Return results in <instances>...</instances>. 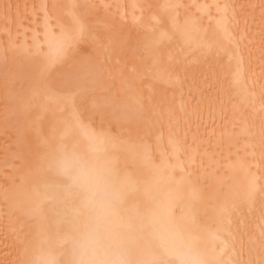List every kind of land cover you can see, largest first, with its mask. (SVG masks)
Segmentation results:
<instances>
[{"label":"snow or ice","instance_id":"6c2138e0","mask_svg":"<svg viewBox=\"0 0 264 264\" xmlns=\"http://www.w3.org/2000/svg\"><path fill=\"white\" fill-rule=\"evenodd\" d=\"M59 7H71L70 19H57L54 23L48 5H41L43 21L32 29L31 43L27 39L13 43L2 53L5 69L11 66L19 84L18 90L5 97L6 105L11 104L12 108L6 107L4 116L0 169L5 216L20 244L18 264H264V184L258 186L255 177L237 196L225 194L228 177L219 178L215 200L209 201L218 205L215 212L219 226L209 236L203 227L208 210L195 185L186 188L174 183L168 166L157 165L149 151H136L133 155L130 150L124 156L110 152L117 141L136 145L151 139L153 122L140 120L146 113L167 116L187 144V133L179 125L181 121L186 128L190 124L189 113L184 111L188 105H181L184 115L177 116L171 105L166 106V99L158 100L154 93L158 83L154 74L163 67L157 49L165 40L173 39L166 29L169 21L176 26L179 9L184 5L133 6L149 11L160 7L169 13L159 19L152 13L150 23L141 26L135 35L117 25L115 17L103 21L102 27L94 23L99 17L95 4L52 5L53 9ZM121 7L117 5V11ZM191 7H215L223 13V27L232 45L230 63L218 64L212 70L204 67L207 57L197 61L185 58L163 67V77L182 98L190 97L196 109L207 100L211 110L213 100L206 93L215 90V99L220 100L227 91L221 86L220 73L224 72L227 78L232 59L238 66L243 64L244 51L253 42L250 36L264 37V24L257 25L254 15L259 7L264 17V4ZM12 8L11 3L0 5L6 32L10 31L7 24ZM244 9L253 14L241 21ZM257 27L260 32L253 31ZM24 31L27 35L28 29ZM202 47L210 52L213 43ZM101 51L105 63L114 60L117 65L132 64L134 79L126 84L139 93L134 106L117 109L133 123L127 133L115 136L107 127L110 110L97 106L95 89L90 86ZM145 54L151 64L142 59ZM248 54L251 56V51ZM261 55L264 57V53ZM260 67L264 69V59ZM238 75L234 81H238ZM261 96L264 97V89ZM69 108L71 114L65 115ZM260 111L264 112V102ZM191 116L203 118L202 111H193ZM232 123L235 125V121ZM235 133V126L231 134L221 131L216 149L226 147L231 154L233 140L239 142ZM241 134L245 139L257 138L254 127L250 129L246 122ZM215 136L214 130L207 142L209 146ZM197 139L198 136L192 137L193 144ZM259 141L245 145V150L251 147V159L264 161V117ZM160 156L163 158L164 154ZM137 160L140 163L135 165ZM228 167L245 166L237 161ZM257 199L262 202L260 223L256 236H248L245 248L246 228ZM225 254L227 260L222 258Z\"/></svg>","mask_w":264,"mask_h":264},{"label":"bare ground","instance_id":"6f19581e","mask_svg":"<svg viewBox=\"0 0 264 264\" xmlns=\"http://www.w3.org/2000/svg\"><path fill=\"white\" fill-rule=\"evenodd\" d=\"M11 3L13 5L12 15L6 32V21L0 10V169L3 167V125L6 107L11 110L12 105H6L5 97L9 92H15L19 88L18 76L14 75L11 66L5 69L2 59L3 49L11 44H20L25 39L31 43L32 29L36 25L42 24L43 11L41 5H48V12L55 23L57 19L67 21L70 19V13L73 11L71 7L56 9L52 8L53 4L57 5H74V4H95L96 12L99 17L93 20L102 27V22L116 18L117 25H123L127 31L133 35L140 31L141 26H147L150 23L151 14L155 13L157 18L167 17L168 11L157 7L151 11L140 7H133L145 4L165 5V4H182L183 8L179 9V20L173 27L171 21L167 26L169 35L173 37L171 42L165 40L157 49L159 63L163 67L175 65L178 61H197L207 57L205 68L211 67L216 70L218 64L228 66L230 63V53L232 45L230 44L227 33L223 27L224 15L215 7L198 9L191 7L193 5H261L264 0H0V5ZM17 5L19 8H17ZM121 5L119 11L116 6ZM35 6V7H33ZM110 6V7H108ZM261 9L257 7L254 15L256 24H264V17L260 15ZM175 15V13H172ZM249 14H253L248 9H244L240 13V19ZM241 28L243 24L241 23ZM25 29H28L25 35ZM41 33L43 28L40 29ZM253 31L260 32V27ZM253 42L248 45L244 51L243 64L237 65L235 59L231 60V71L220 73L221 86L225 88L226 94H222L220 100L215 99V90L206 93L213 100L211 110L208 108L207 100L200 105V109H196L191 98L188 96L181 97L178 91H174L169 87L167 79L163 77V67L154 74V79L158 81L154 89V93L159 100L161 97L166 99V106L171 105L176 110V115L183 117L184 111L189 113L190 124L186 128L181 121L179 125L182 132L187 133V144L183 141L185 136L177 134L176 129L169 123L167 116L160 117L154 113H146L140 120L151 121L154 126L151 130V139H145L143 143L129 145L125 141H117L116 147L112 148V154L124 156L131 150L134 155L136 151H149L152 153V159L157 165H167L170 178L174 183L184 185L186 188L189 184L202 193L204 205L207 207L208 216L206 223L203 225L207 234L210 236L219 226V217L216 215V203L209 204L214 201L218 189V181L220 177H228L229 183L225 186L224 193L229 196L239 195L249 184L250 180L255 177L258 186L264 184V161L258 158L251 159L252 148L245 150V145L252 143L259 144V128L261 118L264 112L260 111L264 97L261 96L264 89V71L260 67L261 60L264 59L261 53H264V37H249ZM209 42L213 43V47L209 52L203 48ZM220 46H216V45ZM251 51V56H249ZM146 64H151L148 54L142 58ZM251 61V62H250ZM132 64L119 65L114 60L105 63L103 53L99 54L97 60V68L95 70L94 80L90 82V86L95 89L96 104L101 109L110 110V122L107 127L112 135L124 134L129 131L132 121L125 118L122 111H117L123 106H134L136 104L139 93L135 88H129L126 84L134 79L131 73ZM238 75V81H234L233 77ZM251 93L250 98L245 93ZM19 103V101H18ZM188 105L184 111H180L181 105ZM223 109L224 114H221ZM193 111H202V120L191 116ZM71 109L65 113L70 115ZM235 121V125H233ZM247 123L250 129L256 132V140L245 139L241 134L244 123ZM96 127H99L100 120L95 121ZM227 125V128H225ZM143 126V124H141ZM233 126L236 128L235 136L239 137L237 143L233 140L234 147L231 154L225 147L216 149V141L221 131L231 134ZM197 128L199 132H197ZM191 129V131H189ZM215 130L216 136L211 139V146L208 145L210 134ZM198 136L195 144L192 137ZM227 143V141H226ZM187 149V151H184ZM239 149V151H237ZM163 153V158L160 156ZM256 155L259 157V148L256 149ZM170 157V158H169ZM230 157V158H229ZM240 161L245 167L229 168L228 165L235 164ZM194 162V166H193ZM130 163L132 160L130 159ZM140 161H135L138 165ZM134 165V166H135ZM251 166V167H249ZM258 166V167H257ZM200 168V171H197ZM219 169V171H217ZM251 172V176L248 175ZM191 174V177H189ZM197 177L199 180L197 181ZM2 172H0V264H18L20 244L15 240L9 227V220L5 216V207L2 197ZM222 202V201H221ZM261 201L256 200L254 210L251 213V222L247 225L245 235V248H247L248 236H256L258 231L259 209ZM258 251V249H257ZM256 253L254 252V255ZM223 259L229 257L225 254Z\"/></svg>","mask_w":264,"mask_h":264}]
</instances>
